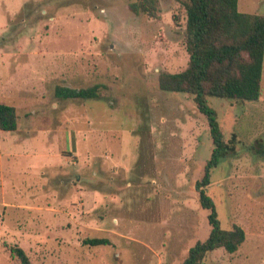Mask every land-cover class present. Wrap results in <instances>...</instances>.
<instances>
[{
  "label": "rangeland",
  "instance_id": "obj_1",
  "mask_svg": "<svg viewBox=\"0 0 264 264\" xmlns=\"http://www.w3.org/2000/svg\"><path fill=\"white\" fill-rule=\"evenodd\" d=\"M131 1L0 0V103L17 114L16 131L0 130V264H14L13 245L31 264H179L209 233L195 186L213 148L207 118L157 84L187 65L183 11L158 0L153 18ZM237 7L264 15V0ZM94 84L95 98L54 94ZM207 103L234 134L207 193L221 227L245 239L199 264H264V59L257 101Z\"/></svg>",
  "mask_w": 264,
  "mask_h": 264
},
{
  "label": "trees",
  "instance_id": "obj_2",
  "mask_svg": "<svg viewBox=\"0 0 264 264\" xmlns=\"http://www.w3.org/2000/svg\"><path fill=\"white\" fill-rule=\"evenodd\" d=\"M184 14L183 44L188 55L185 68L178 72H160L158 87L164 91L188 93L208 121L213 144L204 173L195 186L198 201L208 210L209 233L203 241H196L179 264H199L216 248L234 253L245 239L239 225L221 227L214 202L207 193L211 171L220 157L233 149L234 134L227 140L218 121L217 113L208 106L207 97L230 101H257L264 59V15L240 12L237 0H176ZM158 0H133L128 9L134 14L144 13L159 18ZM100 84L74 88L56 85L59 98H95L100 95ZM17 127L14 106L0 103V130L13 131ZM90 244L109 243L104 238H89ZM14 264H31L24 249L18 245L8 247Z\"/></svg>",
  "mask_w": 264,
  "mask_h": 264
},
{
  "label": "crops",
  "instance_id": "obj_3",
  "mask_svg": "<svg viewBox=\"0 0 264 264\" xmlns=\"http://www.w3.org/2000/svg\"><path fill=\"white\" fill-rule=\"evenodd\" d=\"M13 131H16V129L13 130ZM47 133H49V130L47 131ZM50 140H52V138H47V142L50 141ZM13 141H14L15 143H18V142H19V141L16 140V139H14ZM2 143H3V142H0V152H1V153H0V156L2 155V151H3V147L1 146ZM34 149H36V148H34ZM24 150L26 151L25 148H24ZM54 151H55V150H53L52 148H49V147H41V148L38 149V151H36V152H37L36 155H39V156H42V157H45V158H48V157L50 158V157H52V156L58 155V153H56V152H54ZM4 152H5V154H7L8 156H19V155H21V154H19V153L14 152V151L7 152V151H5V149H4ZM25 154L28 155V153H26V152H25ZM44 167H45V169L53 168V166H52V165H49V164L44 165ZM85 243H86V242H85Z\"/></svg>",
  "mask_w": 264,
  "mask_h": 264
}]
</instances>
